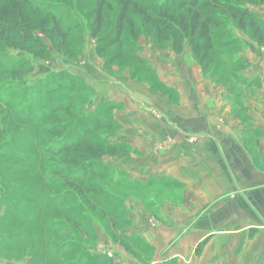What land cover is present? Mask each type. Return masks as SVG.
<instances>
[{"label": "rangeland", "instance_id": "374dc122", "mask_svg": "<svg viewBox=\"0 0 264 264\" xmlns=\"http://www.w3.org/2000/svg\"><path fill=\"white\" fill-rule=\"evenodd\" d=\"M33 1L40 9L50 10L68 35L59 46L58 39L34 30L39 42L33 50L0 41V221L13 220L1 213L3 208H14L8 198L23 200L19 202L29 211L27 219L37 216V221L27 225L19 221L13 227L25 233L22 245L36 246L40 264L149 259L152 251L144 239L121 233L128 224L126 203L134 197L146 206L148 194L141 183L120 172L118 164L108 163L106 157L129 161L131 149L102 148V143L110 144L122 131L114 120L116 103L102 97V83L126 89L128 81L137 79L166 91L144 56L186 51L211 79L241 89L249 80L239 72L245 64L242 53L257 49L264 54V0H137L144 6L143 13L129 7L119 41L111 45L120 0H107L95 36V0ZM194 1V6L180 7ZM213 1L222 9L207 5ZM227 5L247 8L253 17L232 15L225 10ZM11 8L0 6V11L10 12L4 17L15 20ZM195 16L199 20L211 17L219 24L209 30L211 49L205 56L197 49L205 40L193 29ZM35 17L47 27L52 24L43 15ZM92 124L99 127L89 136L91 146L56 153L62 140L74 138ZM51 125L66 131L50 132L46 127ZM81 167L86 175L72 186L70 177ZM61 171L68 172V177ZM157 192L161 197L162 190Z\"/></svg>", "mask_w": 264, "mask_h": 264}, {"label": "crops", "instance_id": "0c3cea01", "mask_svg": "<svg viewBox=\"0 0 264 264\" xmlns=\"http://www.w3.org/2000/svg\"><path fill=\"white\" fill-rule=\"evenodd\" d=\"M144 57L166 91L102 83L122 127L110 144L131 149L129 161H106L148 194L146 206L126 203L121 233L144 239L152 256L116 264H264V54L242 53L241 89L211 79L186 51ZM2 236L0 264H40L36 246Z\"/></svg>", "mask_w": 264, "mask_h": 264}, {"label": "trees", "instance_id": "16d2710c", "mask_svg": "<svg viewBox=\"0 0 264 264\" xmlns=\"http://www.w3.org/2000/svg\"><path fill=\"white\" fill-rule=\"evenodd\" d=\"M194 2H190L189 4L184 3L180 4V7L186 6V5H195ZM4 5H10L12 8L10 10H14L15 13V20H12L9 18L4 17L6 14L10 15L11 13L8 11H0V41L9 43V45H13L14 48L21 49V50H33L38 45V38L35 37L32 34V31L34 30H40L41 33L49 35L51 37H54V39L59 40V46L63 45V42L65 41V38L68 35V30L63 28L59 25V22L57 21V18L52 12L48 9L42 10L40 9V6H38L33 0H4L0 1V6ZM120 9L116 16L115 20V35L114 37L109 40L108 45H111L113 43H116L119 41V37L121 32L124 28V21L128 17V9L129 7H133L136 11L139 13H143L144 6L140 5L137 0H120ZM207 5H211V7L222 9V4L218 2H211L207 3ZM105 6H108L107 0H95V8L93 9L94 18L92 22V33L95 36L101 29L102 26V20H103V13L105 10ZM148 8V6H147ZM226 11H228L232 15H239L241 17H253V13L250 12L247 8L243 7H237L233 5H227L225 8ZM4 14V15H1ZM43 15L44 17L50 18L51 25L50 27H47L43 23H39L37 21L39 16ZM252 24H255V21H251ZM219 26L218 22L215 21L211 17H204L199 20L198 16H195L193 21V29L198 30V34L205 40L201 43L200 46H198L197 49H202L204 51L203 56L206 55V51L211 49V44H209V30L211 28H217ZM207 40V42H206ZM202 56V57H203ZM203 68V66H202ZM204 69V68H203ZM205 70V69H204ZM49 90V89H48ZM49 95V92H48ZM67 108H70V103L68 104ZM99 127L98 124H92L88 126L86 129L80 131L76 136L72 139L68 138L66 140H62L61 143L58 145V149L56 151L57 154L62 153H68L78 147L81 146H91V140H90V134ZM47 129H49L50 132H58V133H64L66 131L65 127H55V126H47ZM107 148L109 151H117L118 149L124 148L121 145L117 144H103L102 148ZM111 151V152H112ZM92 168V167H89ZM84 167H81L79 169H75L73 174L71 175L70 179L74 183V186L78 183H81L82 177H85L86 170H84ZM19 170V169H18ZM80 171H83L82 173ZM77 173V174H76ZM60 174H63L65 177H68V172H60ZM75 174V175H74ZM1 192V189H0ZM8 201H11L14 203V208L12 210H9L8 208H3L1 210L2 216L5 217H13V220H6L5 222L0 221V228L9 230V232H1L0 234L3 235L2 238L4 240H7L8 242H23L25 238V233L21 230L14 229L13 225H15L17 222L21 221L23 225H27L28 223L36 222L37 216H33V218L27 219V208H22V205H20L21 200L17 202V200L13 199L12 197L8 198ZM54 200V199H53ZM23 201V200H22ZM21 201V202H22ZM35 202V199H32L30 202ZM0 202H2V197L0 198ZM1 207V206H0ZM34 215V214H33ZM1 219V216H0ZM34 246V245H30ZM38 259H40V253L38 254ZM41 260V259H40ZM39 260V261H40ZM110 261H102V264H112L109 263ZM40 263V262H39ZM42 264V263H41ZM67 264H73V263H67ZM77 264H84L82 259ZM162 264H176L174 260L167 261L166 263Z\"/></svg>", "mask_w": 264, "mask_h": 264}]
</instances>
